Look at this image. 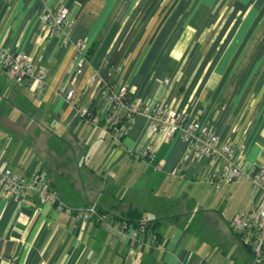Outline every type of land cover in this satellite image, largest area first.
I'll list each match as a JSON object with an SVG mask.
<instances>
[{
  "label": "crops",
  "instance_id": "0c3cea01",
  "mask_svg": "<svg viewBox=\"0 0 264 264\" xmlns=\"http://www.w3.org/2000/svg\"><path fill=\"white\" fill-rule=\"evenodd\" d=\"M46 6L67 8L68 42L46 30ZM77 40L87 57L79 73ZM0 48L27 53L47 73L37 89L0 67V165L38 168L72 207L134 208L156 234L132 241L34 192L0 190V264H264L229 227L249 204L246 179L216 189L206 177L220 161L189 152L178 135L153 134L138 115L117 142L65 98L71 90L99 112L101 81L124 84L131 99L210 125L252 173L264 162V0H0ZM151 142L152 160L135 157Z\"/></svg>",
  "mask_w": 264,
  "mask_h": 264
},
{
  "label": "built area",
  "instance_id": "2783aa9c",
  "mask_svg": "<svg viewBox=\"0 0 264 264\" xmlns=\"http://www.w3.org/2000/svg\"><path fill=\"white\" fill-rule=\"evenodd\" d=\"M47 1V0H44ZM41 21L51 35L62 36L68 42V35L73 27V21L68 18L66 7L51 8L46 6L41 14ZM76 73L86 64L85 44L77 40L73 44ZM0 66H2L15 82L32 77L37 89L44 88L47 73L43 67L35 66L31 57L24 52L10 51L0 48ZM97 71L89 77L90 83L99 81ZM101 97L104 103L102 111L91 110L89 105L75 100L73 91L65 93V98L75 106L78 116L87 123L102 126L114 141H119L125 135L138 115L146 118L149 130L153 134H164L169 140L178 135L189 147V152L220 161L219 171L210 172L206 177L209 184L216 189L223 182L234 183L246 179L250 183L251 196L248 206L234 215L229 221L231 231L240 243L250 251L255 261L264 260V162L256 170L248 173L234 161L235 149L232 143L221 140L213 128L198 120H188L187 115L175 108L165 107L158 103L145 104L131 99L126 85H116L101 81ZM62 91V87H60ZM154 143L147 144L135 153V157L152 160ZM189 158V153L183 156V161ZM0 190L14 198L34 192L40 203L54 206L56 212L85 221H94L108 227L115 235L137 239L139 233L148 234L154 239L156 234L149 229L146 222L134 224L112 211L101 210L93 202L84 206L72 207L50 188L48 179L38 168L22 175L14 172L7 165H0Z\"/></svg>",
  "mask_w": 264,
  "mask_h": 264
},
{
  "label": "trees",
  "instance_id": "16d2710c",
  "mask_svg": "<svg viewBox=\"0 0 264 264\" xmlns=\"http://www.w3.org/2000/svg\"><path fill=\"white\" fill-rule=\"evenodd\" d=\"M1 68H3L2 66H0ZM4 69V68H3ZM5 70V69H4ZM114 212V211H112ZM115 213V212H114ZM117 214V213H116ZM120 217L127 219L128 221L134 223V224H138L141 222H144L143 218L141 217V214L136 211V209L134 208H128L126 210V212L118 214ZM249 251V250H248ZM250 252V251H249ZM252 257V256H251ZM264 261V260H263ZM262 262V261H260Z\"/></svg>",
  "mask_w": 264,
  "mask_h": 264
}]
</instances>
